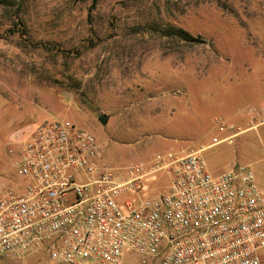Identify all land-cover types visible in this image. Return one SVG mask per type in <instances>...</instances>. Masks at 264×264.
Wrapping results in <instances>:
<instances>
[{"label":"rangeland","instance_id":"1","mask_svg":"<svg viewBox=\"0 0 264 264\" xmlns=\"http://www.w3.org/2000/svg\"><path fill=\"white\" fill-rule=\"evenodd\" d=\"M7 8L0 14L21 13L34 42L71 53L30 51L2 19L0 181L21 183L7 148L40 123L69 120L95 137L114 168L147 171L156 155L205 147L211 174L249 167L264 194V0H16ZM177 30L200 41L166 35ZM139 184L117 202L169 189L164 172ZM144 259L151 264L126 249L122 264Z\"/></svg>","mask_w":264,"mask_h":264},{"label":"built area","instance_id":"2","mask_svg":"<svg viewBox=\"0 0 264 264\" xmlns=\"http://www.w3.org/2000/svg\"><path fill=\"white\" fill-rule=\"evenodd\" d=\"M202 151L156 155L147 171L119 169L73 122L34 126L7 148L21 183L0 181V257L122 264L128 249L151 264H264V194L253 172L213 175ZM156 172L168 176L167 192L117 202Z\"/></svg>","mask_w":264,"mask_h":264},{"label":"trees","instance_id":"3","mask_svg":"<svg viewBox=\"0 0 264 264\" xmlns=\"http://www.w3.org/2000/svg\"><path fill=\"white\" fill-rule=\"evenodd\" d=\"M16 0H0V6L8 7L7 9H11L14 7ZM8 10H4L0 14V29L3 26V20L9 19L10 27L8 31L10 33L9 36H14L15 34H20L19 38L23 47L29 49L30 51H46L52 53L55 56H67L70 55V51L66 50L58 45L50 44V43H38L34 42L26 32L25 20L23 15L19 12H16L14 15H9ZM3 19V20H2ZM166 35L169 36H177L180 40L187 43H196L200 40H197L190 36L187 32L183 30H177L175 32H166Z\"/></svg>","mask_w":264,"mask_h":264},{"label":"water","instance_id":"4","mask_svg":"<svg viewBox=\"0 0 264 264\" xmlns=\"http://www.w3.org/2000/svg\"><path fill=\"white\" fill-rule=\"evenodd\" d=\"M98 121L102 124V125H105L107 123V116L106 115H101L99 118H98Z\"/></svg>","mask_w":264,"mask_h":264},{"label":"crops","instance_id":"5","mask_svg":"<svg viewBox=\"0 0 264 264\" xmlns=\"http://www.w3.org/2000/svg\"><path fill=\"white\" fill-rule=\"evenodd\" d=\"M235 135H236V134H235ZM235 135H234V136H235ZM223 139H225V138H223ZM223 139H221V140H223ZM211 145H213V143H211L209 146H211ZM203 148H205V147H203ZM203 148H202V149H203ZM199 150H201V149H199ZM199 150H198V151H199ZM236 168H237V165L234 166V169H236Z\"/></svg>","mask_w":264,"mask_h":264}]
</instances>
